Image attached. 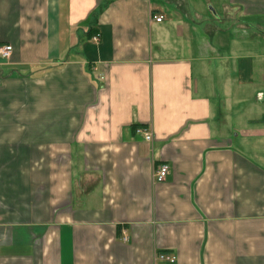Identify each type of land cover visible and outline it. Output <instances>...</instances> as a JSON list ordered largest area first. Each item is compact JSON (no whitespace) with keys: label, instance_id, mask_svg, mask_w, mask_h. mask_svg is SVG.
Returning a JSON list of instances; mask_svg holds the SVG:
<instances>
[{"label":"crops","instance_id":"crops-1","mask_svg":"<svg viewBox=\"0 0 264 264\" xmlns=\"http://www.w3.org/2000/svg\"><path fill=\"white\" fill-rule=\"evenodd\" d=\"M4 45L0 264H264V0H0Z\"/></svg>","mask_w":264,"mask_h":264},{"label":"built area","instance_id":"built-area-1","mask_svg":"<svg viewBox=\"0 0 264 264\" xmlns=\"http://www.w3.org/2000/svg\"><path fill=\"white\" fill-rule=\"evenodd\" d=\"M156 23H160L162 21V18H154ZM98 36L93 37V41H97ZM12 54V47L11 46H0V58L3 60H8ZM102 80V78H101ZM135 133L137 135H141L144 139V141L151 143L152 142V136L148 132L142 129H136ZM169 173V168L167 165L161 164L156 167L154 170V182L155 183H162L164 182L165 178L167 177ZM125 241V240H124ZM157 261L164 262L167 264H174L175 258L172 256H166V255H159L156 257Z\"/></svg>","mask_w":264,"mask_h":264},{"label":"rangeland","instance_id":"rangeland-1","mask_svg":"<svg viewBox=\"0 0 264 264\" xmlns=\"http://www.w3.org/2000/svg\"><path fill=\"white\" fill-rule=\"evenodd\" d=\"M249 35H250V31L249 30H247V31H245V36L243 37V41L245 42V46H246V48H250L251 47V49H252V42L249 40ZM240 37H241V35H240ZM240 37H239V39H240Z\"/></svg>","mask_w":264,"mask_h":264}]
</instances>
